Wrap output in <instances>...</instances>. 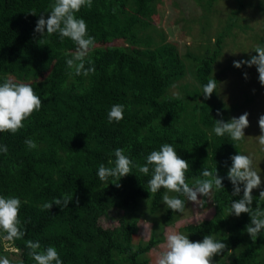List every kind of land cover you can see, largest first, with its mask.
<instances>
[{"label":"trees","instance_id":"1","mask_svg":"<svg viewBox=\"0 0 264 264\" xmlns=\"http://www.w3.org/2000/svg\"><path fill=\"white\" fill-rule=\"evenodd\" d=\"M162 1L93 0L91 9L82 8L77 15L96 41L115 38L125 43L109 49L96 47L90 55L92 65H85L94 66L95 72L85 77L69 74L72 70L66 60L75 51L72 41L34 32L40 13L50 10L52 0H0V67L30 84L43 102L16 134L0 133V145L8 147L7 154L0 153V195L21 199V227L26 233L21 239L7 240L10 249L0 234V257L10 264H35L27 255L28 240H38L42 248L54 246L63 264H150L148 253L165 242V227L191 217L192 202H186L183 214L173 213L162 203L164 189L154 195L147 191L151 172L145 176L133 168L134 173L121 178V186L116 187L101 181L97 171L100 164L112 166L108 161L114 160L116 148L143 164L164 143L173 145L189 162L190 185L203 168L217 167L225 177L224 188L213 191L214 215L187 223L179 232L192 241L211 235L224 242L227 248L213 257L214 264H264V232L253 242L244 231L250 216L228 215L231 201L239 197H232L226 174L230 157L243 152L245 138L234 146L227 135L217 137L212 132L214 119L221 118L217 110L228 121L240 107L220 98L217 61L226 38L236 36L234 28L251 29L241 22L240 13L252 3L238 0L215 41L208 36L200 54L182 51L177 41L158 28L151 16L158 15ZM194 2L206 20V33L218 0ZM254 7L264 19V1ZM252 36L264 46V35ZM212 78L217 88L206 100L202 86ZM114 104L125 106L124 118L110 124L107 114ZM27 138L38 147L29 150L24 143ZM64 194H74L68 207L61 210L54 204L50 211L41 209ZM253 195L255 207L259 190L254 189ZM259 203L264 207V201ZM114 208L122 210L118 224L105 227L102 219ZM142 218L152 221V231L147 241L136 242Z\"/></svg>","mask_w":264,"mask_h":264},{"label":"clouds","instance_id":"2","mask_svg":"<svg viewBox=\"0 0 264 264\" xmlns=\"http://www.w3.org/2000/svg\"><path fill=\"white\" fill-rule=\"evenodd\" d=\"M93 0H52L49 11L41 12L36 21L35 33L40 37L45 33L48 36L58 35L61 42L66 38L73 42L75 51L71 58L66 60V65L72 70L69 74L77 76H88L95 72L92 65L90 52L95 46V38L88 33L85 20L78 17L82 8L91 9ZM47 13V18L45 14ZM36 15V12H31ZM256 55H251L250 59L233 61L236 68L242 65L256 67L259 83L264 86V46L256 45L253 49ZM235 54L236 52H232ZM247 79V73H244ZM217 81L215 78L209 79L202 86L201 94L207 100L216 91ZM177 98H179L177 96ZM42 99L36 94L30 84L17 82L12 77H5L0 83V133L9 132L16 134L25 127L34 112H38L42 107ZM125 106L114 104L107 114L108 123H119L124 118ZM220 119H214L212 132L217 137L227 135L234 144L244 140L245 129L250 126L249 113L244 112L239 117H231L228 121L222 118V113L217 110ZM258 126L260 134L256 136V141L260 151L264 152V114L259 116ZM142 139V138H141ZM29 150L36 149L37 143L27 138L24 141ZM0 153L7 154L8 147L0 145ZM231 166L228 168L226 178L232 185V197H239L231 201L229 214L239 217L243 213L250 216V222L245 226L244 231L250 236L253 242L264 232V207L260 201H264V187H262L261 174L256 170L254 157L252 155L238 154L232 155ZM110 167L100 164L97 176L107 185L109 183L120 187L119 181L128 174L134 173L133 168L145 176L151 172V177L147 181V191L154 195L161 189L165 192L162 196V203L165 210L171 209L173 213L183 214L186 202L191 201L195 205L202 206L204 197L211 200L213 191L224 188L225 177L219 175L217 167L214 170L203 168L200 175L193 180L190 185L186 179L189 169V162L178 155L177 150L169 143L162 144L158 150H152L145 158L143 164L134 162L125 155L123 148L114 150V160L108 161ZM109 178L112 181L109 182ZM260 189L256 206L253 207V190ZM174 194V195H170ZM183 197V199H182ZM74 194H64L61 197H54L52 201L41 205L42 210H51L53 205H57L63 210L73 201ZM21 199L15 196L0 195V234L6 240H18L24 237L25 230L21 227L20 208ZM75 203L79 205L78 198ZM227 215V216H228ZM25 247L27 255L35 264H63L60 254L54 246L42 248L41 243L33 240L26 241ZM162 251L155 257V264H214L213 257L221 255L227 245L215 239L211 235H205L202 241H192L188 234L179 231L169 230L165 233V243L161 246ZM0 264H10L9 260L0 258Z\"/></svg>","mask_w":264,"mask_h":264},{"label":"rangeland","instance_id":"3","mask_svg":"<svg viewBox=\"0 0 264 264\" xmlns=\"http://www.w3.org/2000/svg\"><path fill=\"white\" fill-rule=\"evenodd\" d=\"M238 0H218L216 3V11L210 16L211 28L204 33L203 23L206 21L202 18L199 6H197L194 0H163L158 7V15H152L158 28H163L167 33L169 40H174L179 43V47L182 51L191 50L192 52L203 53V46L207 43L206 38L211 37V42L215 41L217 31L225 25V21L229 19V13L237 7ZM251 2L250 6H247L241 13V22L247 23L251 26V29L242 31L238 28H234L236 36H228L226 38V44L223 47L222 55L217 61V69L220 72L221 84L219 96L222 100L228 104L237 103L240 105L233 115L239 117L244 112H248V119L250 126L245 131V140L243 143V154L252 155L254 157V163L256 170L261 174L262 187H264V152L260 151V147L256 141V136L260 134L258 126L259 116L264 114V86L259 83L258 72L256 67H248L242 65L240 68H236L233 65V61L246 60L255 52L254 46L258 45L255 41L253 34L259 36L264 35V19L261 11L254 6L264 0H246ZM244 1V2H246ZM177 18L182 20L181 23H177ZM185 32L186 37H181V34ZM235 37V38H234ZM124 42L111 39V40H95V46L90 52L92 55L95 52V48L98 46L104 48L122 47ZM142 48V46L140 47ZM115 49V48H114ZM232 52H236L233 54ZM48 69V66H47ZM48 72V70H46ZM247 73V79L244 77V73ZM5 77H12L11 74L5 72L0 67V81H3ZM20 82L18 79H15ZM174 93L178 92V88L173 89ZM250 99L248 102L247 99ZM260 191V189H257ZM203 199V197H199ZM211 200L204 201L202 206L195 205L192 202V216L186 219L179 220L173 225L165 227L163 234L169 230L179 231L180 227L187 223H197L204 219L211 218L215 209ZM122 213L121 209H111L107 216L102 219V224L105 227L112 228L118 224L119 215ZM139 230L134 237L135 241L140 239L147 241L150 238L152 231V221L150 219H140ZM3 237V236H2ZM5 242L7 249L12 248L10 243L6 239L1 238ZM165 243V242H164ZM160 244L148 253L150 264H155V257L158 252L162 251V245ZM1 258V257H0Z\"/></svg>","mask_w":264,"mask_h":264}]
</instances>
